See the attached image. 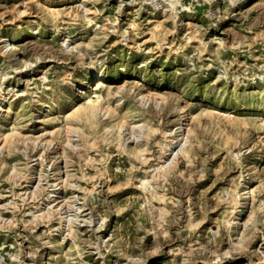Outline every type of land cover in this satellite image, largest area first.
<instances>
[{"label":"rangeland","instance_id":"rangeland-1","mask_svg":"<svg viewBox=\"0 0 264 264\" xmlns=\"http://www.w3.org/2000/svg\"><path fill=\"white\" fill-rule=\"evenodd\" d=\"M0 108V264H264V0H0Z\"/></svg>","mask_w":264,"mask_h":264},{"label":"bare ground","instance_id":"bare-ground-1","mask_svg":"<svg viewBox=\"0 0 264 264\" xmlns=\"http://www.w3.org/2000/svg\"><path fill=\"white\" fill-rule=\"evenodd\" d=\"M60 2H62V1H64V0H59ZM67 1H70V0H67ZM95 78H96V80L98 81V82H100L101 80H103V75H102V73H98V74H96L95 76H94ZM87 79H88V81H90L91 80V77H86ZM48 110V113L46 114V115H51L52 114V108H48L47 109ZM3 110H2V108H0V112H2ZM251 193V190H249L248 191V194H250Z\"/></svg>","mask_w":264,"mask_h":264}]
</instances>
